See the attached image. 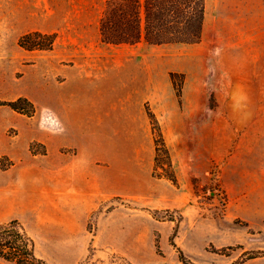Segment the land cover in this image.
I'll return each instance as SVG.
<instances>
[{
  "label": "rangeland",
  "instance_id": "rangeland-1",
  "mask_svg": "<svg viewBox=\"0 0 264 264\" xmlns=\"http://www.w3.org/2000/svg\"><path fill=\"white\" fill-rule=\"evenodd\" d=\"M202 4L197 41L109 43L100 35L107 0H0V103L25 96L36 108L26 116L0 104L8 138L22 146L30 127L53 131L77 112L96 187L120 192L98 191L74 213L47 204L41 177L24 179L22 205L0 206V220L15 216L45 264H182L177 247L193 264H264V0ZM191 6L164 12L179 23L172 36L196 30ZM30 30L54 32L53 48H21ZM74 95L80 102L69 103ZM147 107L176 184L153 170Z\"/></svg>",
  "mask_w": 264,
  "mask_h": 264
},
{
  "label": "trees",
  "instance_id": "trees-1",
  "mask_svg": "<svg viewBox=\"0 0 264 264\" xmlns=\"http://www.w3.org/2000/svg\"><path fill=\"white\" fill-rule=\"evenodd\" d=\"M176 4V5H175ZM192 4L199 5L198 23L196 30L186 37L172 36L179 27L177 21L166 24L164 12L168 9H177V5ZM193 9L194 6H191ZM143 9L144 15L141 11ZM202 0H107V10L100 19L101 40L109 43L135 42L142 35L153 43L163 42H194L200 38V30L203 19ZM165 29L167 31L162 30ZM155 30H161L155 33ZM56 41L54 32H43L40 30H30L21 34L18 38V45L25 50H51ZM176 73H171L172 80ZM180 89L177 88L179 94ZM0 104L9 106L14 111L26 116H32L36 110L34 103L25 96H18L15 99L3 100ZM147 112L152 123L154 132V172L177 183L168 148L165 144L160 125L154 113L147 107ZM36 144V143H35ZM30 150L34 153H45V147L35 151L32 145ZM3 167L4 164L1 161ZM160 169L159 171H157ZM172 219V218H170ZM176 229L174 228V233ZM170 238L173 245V236ZM179 258L182 264H193L185 256L179 247ZM0 259L15 264H45L44 260L37 256L35 252V242L28 233L24 225L18 219H10L0 223Z\"/></svg>",
  "mask_w": 264,
  "mask_h": 264
},
{
  "label": "crops",
  "instance_id": "crops-1",
  "mask_svg": "<svg viewBox=\"0 0 264 264\" xmlns=\"http://www.w3.org/2000/svg\"><path fill=\"white\" fill-rule=\"evenodd\" d=\"M74 97L76 95L68 99L69 103L80 102L78 97L77 99ZM67 108H73V105H68ZM56 112L60 118L59 112ZM79 117L77 112L71 116V119L66 120L64 117V120L59 121L62 127L51 122L49 126L52 128H49L53 131H39L37 126L30 127L28 139H36L44 143L47 148L45 154H33L24 145L28 139L22 146H18L16 140L8 138L6 132L8 121L6 116L0 113V158L6 156L10 161L9 166L5 168L0 166V206L22 205L18 196L23 190L24 179L32 181L38 177L44 181L42 189L52 194L47 204L64 205L63 208L71 209L74 213L85 212L87 207L93 204L95 193L99 191L96 187L95 166L97 165L92 154L93 146L89 147L90 143L82 138L83 129ZM10 123L16 122L10 121ZM99 192L120 194L117 191ZM14 217L10 219H17ZM2 222L5 221L0 220V223ZM32 238L34 239L33 236Z\"/></svg>",
  "mask_w": 264,
  "mask_h": 264
}]
</instances>
